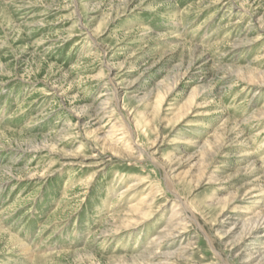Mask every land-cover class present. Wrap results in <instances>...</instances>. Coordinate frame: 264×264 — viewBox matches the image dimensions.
I'll return each mask as SVG.
<instances>
[{
  "label": "rangeland",
  "instance_id": "obj_1",
  "mask_svg": "<svg viewBox=\"0 0 264 264\" xmlns=\"http://www.w3.org/2000/svg\"><path fill=\"white\" fill-rule=\"evenodd\" d=\"M263 218L264 0H0V264H264Z\"/></svg>",
  "mask_w": 264,
  "mask_h": 264
},
{
  "label": "bare ground",
  "instance_id": "obj_2",
  "mask_svg": "<svg viewBox=\"0 0 264 264\" xmlns=\"http://www.w3.org/2000/svg\"><path fill=\"white\" fill-rule=\"evenodd\" d=\"M107 134H108V136H110L109 138H115L118 134H119V130H118V128L116 127V126H113L112 128H111V130H109L108 132H107ZM126 134V133H125ZM125 134L124 133H120V137H121V139H125ZM121 139H119V140H121ZM119 143V142H118ZM130 146V145H129ZM130 148L132 149V147L130 146ZM129 148V149H130ZM179 214V213H178ZM177 214V215H178ZM262 221H264V218H263V220ZM264 223V222H263Z\"/></svg>",
  "mask_w": 264,
  "mask_h": 264
}]
</instances>
